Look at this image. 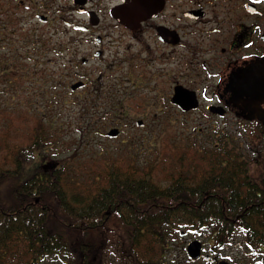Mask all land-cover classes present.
<instances>
[{
  "label": "flooded vegetation",
  "instance_id": "af4514ba",
  "mask_svg": "<svg viewBox=\"0 0 264 264\" xmlns=\"http://www.w3.org/2000/svg\"><path fill=\"white\" fill-rule=\"evenodd\" d=\"M43 1L44 5L38 3L48 8ZM80 1L70 0L73 7L82 8V18L58 20H82L74 25L82 29L85 50L79 59L67 61L73 72L69 82L82 80V86L73 90L79 91L82 120L112 121L116 125L109 128L117 127L119 132L124 121L134 120L136 130L148 119L174 120L173 108L183 120L238 121L254 136L253 154L238 151L229 138L228 124L210 130L206 140L198 134L187 137L186 145L213 143L224 151L234 150L244 159L248 174L263 173L264 0ZM36 15L43 22L53 20L45 12ZM176 92L181 103L172 101ZM194 99L195 107H181ZM118 103L126 105L124 114L111 113ZM159 105L167 107L166 115L157 114ZM150 135L159 142L161 134L149 129L144 137ZM199 146L196 151H201ZM258 175L248 181L261 183L264 178ZM263 189L257 185L251 196L257 203L264 200ZM106 229V239L96 242L101 250L94 260L82 249V258L37 256L28 258L27 264H264L263 240L247 239L246 233L241 241L222 239L210 221L176 228L163 241L162 256L155 259L135 257L133 251L123 249L126 242L116 239L115 227ZM194 240L199 242L196 257L187 249ZM167 249L175 250L167 254Z\"/></svg>",
  "mask_w": 264,
  "mask_h": 264
},
{
  "label": "trees",
  "instance_id": "16d2710c",
  "mask_svg": "<svg viewBox=\"0 0 264 264\" xmlns=\"http://www.w3.org/2000/svg\"><path fill=\"white\" fill-rule=\"evenodd\" d=\"M11 1L15 7L17 2ZM70 63L62 65L57 76L40 74L37 95L43 97L42 109L30 116L26 140L13 148V167L0 164V264H27L28 258L37 256L82 258V249L94 260L101 250L96 242L106 239L108 226L116 228V239L126 242L123 249L152 259L162 256V243L176 228L202 221L215 224L222 239L239 231L242 238L246 233L247 239L264 241V212L255 213L264 210V200L257 203L251 198L257 185L264 187V180L249 182L258 174H248L236 151H224L213 143H199L201 151L195 149L187 164L182 152L174 164H168L166 181L152 174L155 163L143 169L129 156L123 157L125 162L102 163L103 181L94 177L86 185L75 180L65 158L54 157L60 132L54 119L70 104L78 107L82 118L79 91L68 87L73 73ZM20 65L2 62L1 73L16 71ZM65 96L71 97L69 101ZM125 106L118 103L111 113L124 114ZM83 122L81 130L91 133L111 121ZM46 148L54 149L53 154H47ZM34 151L43 153L38 165L17 181ZM258 176L264 178V171Z\"/></svg>",
  "mask_w": 264,
  "mask_h": 264
},
{
  "label": "rangeland",
  "instance_id": "374dc122",
  "mask_svg": "<svg viewBox=\"0 0 264 264\" xmlns=\"http://www.w3.org/2000/svg\"><path fill=\"white\" fill-rule=\"evenodd\" d=\"M14 1L17 2L15 7L11 0H0V164L4 168L13 167L11 159L13 148L26 140L30 132L29 123L32 122L30 116L42 109L40 103L43 97L37 95L40 74L46 72L57 76L62 72V65L67 64L69 58L79 59L85 50L82 46V29L74 25L82 24V20H58L82 18V12L73 7L70 0H45L49 5L48 8L41 6L42 3L44 5L43 0H23L20 4H18L19 0ZM35 2L41 3H38L40 8H36ZM36 12H45L53 20L43 22L37 18ZM39 41H43L45 46H41ZM8 60L21 64L20 68L1 73L2 62ZM24 72L25 75L22 74ZM29 73L34 80H30ZM64 98L69 101L71 97ZM157 107L159 108L157 114L161 111L166 115L164 111L166 106ZM171 110L175 115L172 121L163 120L164 118L148 119L142 128L136 130L134 120L124 121L125 123L119 126V134L110 137L105 131L110 126L116 125L115 123L111 121L101 129H94L88 133L81 130V122L82 128L84 122L79 118L78 107L70 104L53 121L54 126L60 128L54 157L65 158V162L73 168L72 176L75 175L73 178L91 185L94 177L99 179L102 177L103 181V174L99 170L102 163L116 160L125 162L123 157L127 156L130 157L131 163L143 169L155 163L152 174L164 179L168 174V164H174L182 152L186 155L185 164L188 163V157L192 158L196 154L193 151L199 143L188 146L187 137L198 134L204 140L209 139V131L223 129V124L229 125V138L238 151L251 153L252 143L253 148L256 147L255 143L250 141L254 136L238 121L223 123L204 119L183 120L176 117L175 109ZM24 117L28 119L19 123ZM199 128L202 130L200 131ZM149 129H154L158 135L161 134L159 142H156L159 138L155 136L144 137ZM157 143H159L157 147H152ZM46 151L49 152L47 154L52 155L54 149L46 148ZM42 154L34 151L31 158L26 160L25 168L16 178L17 181L29 176L38 165ZM49 155L48 157H52ZM47 159L45 157V160ZM230 239L241 241L242 234L236 231ZM174 250L167 249L166 252L169 254Z\"/></svg>",
  "mask_w": 264,
  "mask_h": 264
},
{
  "label": "water",
  "instance_id": "95a60500",
  "mask_svg": "<svg viewBox=\"0 0 264 264\" xmlns=\"http://www.w3.org/2000/svg\"><path fill=\"white\" fill-rule=\"evenodd\" d=\"M74 4H77L78 2H76V0H73ZM80 3H82V0L80 1ZM82 9L81 7L79 8V10ZM40 17H44V15H40ZM71 89H76L78 87L82 86V80H76L74 82H72L70 85ZM172 101H179L180 99H178V94L177 92L174 94ZM186 102L181 104V107H183L184 109H189V108H193L196 106V100L194 99V102H189L188 100H185ZM181 103V102H180ZM138 123H141V121H138ZM119 130L117 127H111L109 128V130L106 132L107 135L110 136H116L118 134ZM197 240L192 241L191 243H189V245L187 246L189 255L192 257H196L199 254V249L197 247ZM199 243V242H198Z\"/></svg>",
  "mask_w": 264,
  "mask_h": 264
}]
</instances>
